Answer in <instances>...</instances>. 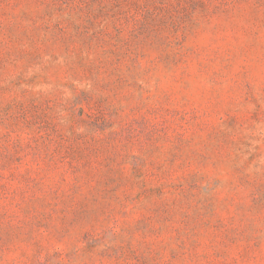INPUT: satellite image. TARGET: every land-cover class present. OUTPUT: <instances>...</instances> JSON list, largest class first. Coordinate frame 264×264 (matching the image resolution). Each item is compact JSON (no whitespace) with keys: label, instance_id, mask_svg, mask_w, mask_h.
Returning a JSON list of instances; mask_svg holds the SVG:
<instances>
[{"label":"rangeland","instance_id":"374dc122","mask_svg":"<svg viewBox=\"0 0 264 264\" xmlns=\"http://www.w3.org/2000/svg\"><path fill=\"white\" fill-rule=\"evenodd\" d=\"M0 264H264V0H0Z\"/></svg>","mask_w":264,"mask_h":264}]
</instances>
